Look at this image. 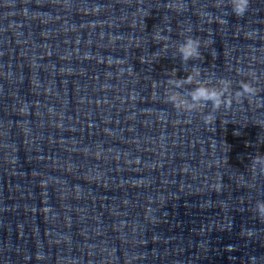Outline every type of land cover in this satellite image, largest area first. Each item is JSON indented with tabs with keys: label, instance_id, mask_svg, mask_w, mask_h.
I'll return each instance as SVG.
<instances>
[{
	"label": "clouds",
	"instance_id": "clouds-1",
	"mask_svg": "<svg viewBox=\"0 0 264 264\" xmlns=\"http://www.w3.org/2000/svg\"><path fill=\"white\" fill-rule=\"evenodd\" d=\"M232 14L236 17H242L246 14L250 6V0H229ZM217 8L223 6V0H217ZM169 7L175 11H181V7L178 4H171ZM225 21L220 20L219 23ZM187 33H191V27L185 30ZM153 40L156 42L167 41L168 36L162 35L161 30H157L153 33ZM201 40L198 37L192 35H185L182 42L176 45V52L179 54L181 61L187 64L189 61L200 59L201 57ZM166 50V46L165 49ZM141 63H144V57L140 58ZM250 80H241L239 82V88L233 93V82L230 79H219L213 82L211 79L201 80V72L199 68L193 67V69L182 78H178L176 71L173 70L168 73L169 79L166 81V102L173 105V107L180 112H202L203 109L210 103L212 110L204 116V123L211 125L214 122V113L220 110L222 107L225 109L231 108L233 101L241 103L243 99H249L258 95L260 89L255 86L256 76L254 73L248 74ZM155 84V83H154ZM186 85H194L191 89L187 90V96L181 94L177 89L184 88ZM158 85L155 84V87ZM259 166L260 172L264 174V155H256L252 159L251 168L256 171ZM255 213L261 221H264V201H257L254 208ZM253 233L247 232L248 236ZM37 259L42 257L37 256Z\"/></svg>",
	"mask_w": 264,
	"mask_h": 264
}]
</instances>
